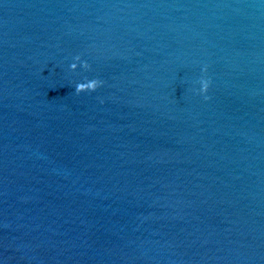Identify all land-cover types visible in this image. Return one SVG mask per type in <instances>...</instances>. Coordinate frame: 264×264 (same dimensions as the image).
<instances>
[{"label": "water", "instance_id": "water-1", "mask_svg": "<svg viewBox=\"0 0 264 264\" xmlns=\"http://www.w3.org/2000/svg\"><path fill=\"white\" fill-rule=\"evenodd\" d=\"M0 264H264V0H0Z\"/></svg>", "mask_w": 264, "mask_h": 264}, {"label": "clouds", "instance_id": "clouds-1", "mask_svg": "<svg viewBox=\"0 0 264 264\" xmlns=\"http://www.w3.org/2000/svg\"><path fill=\"white\" fill-rule=\"evenodd\" d=\"M75 60L77 62L72 63L70 65L71 70L75 71L78 66L83 68L84 70L90 69L91 66L88 64V62L81 61L79 56H77ZM203 71L206 72L207 69L205 68ZM199 84H200L199 92L202 94L207 93L209 86H210V81L207 79H201L199 81ZM102 85H103V81L99 79L85 80L84 82L78 83L76 85L75 91L77 94L81 92H92V91H95L97 88L101 87ZM205 99H208L206 95H205Z\"/></svg>", "mask_w": 264, "mask_h": 264}]
</instances>
